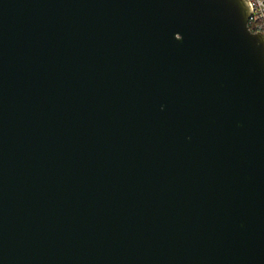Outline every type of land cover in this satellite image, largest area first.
Instances as JSON below:
<instances>
[{
	"label": "water",
	"instance_id": "obj_1",
	"mask_svg": "<svg viewBox=\"0 0 264 264\" xmlns=\"http://www.w3.org/2000/svg\"><path fill=\"white\" fill-rule=\"evenodd\" d=\"M247 0H0V264H264V32Z\"/></svg>",
	"mask_w": 264,
	"mask_h": 264
},
{
	"label": "built area",
	"instance_id": "obj_2",
	"mask_svg": "<svg viewBox=\"0 0 264 264\" xmlns=\"http://www.w3.org/2000/svg\"><path fill=\"white\" fill-rule=\"evenodd\" d=\"M249 14L247 28L251 32H264V0H247Z\"/></svg>",
	"mask_w": 264,
	"mask_h": 264
}]
</instances>
